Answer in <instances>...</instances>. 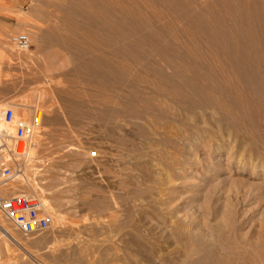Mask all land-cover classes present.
I'll return each mask as SVG.
<instances>
[{
    "label": "rangeland",
    "instance_id": "1",
    "mask_svg": "<svg viewBox=\"0 0 264 264\" xmlns=\"http://www.w3.org/2000/svg\"><path fill=\"white\" fill-rule=\"evenodd\" d=\"M192 17H264V0H0V109L38 126L27 166L35 192L18 180L7 194L36 195L61 221L25 237L0 214L17 241L6 239L0 264H148L136 234L157 261L179 264L183 237L219 229L264 250L263 159L239 157L251 149L233 139L219 152L188 136L177 147L162 129L147 145L142 123L116 119L114 94L100 88L116 82L114 67L121 77L156 52L188 50ZM20 36L26 49L12 43Z\"/></svg>",
    "mask_w": 264,
    "mask_h": 264
},
{
    "label": "bare ground",
    "instance_id": "2",
    "mask_svg": "<svg viewBox=\"0 0 264 264\" xmlns=\"http://www.w3.org/2000/svg\"><path fill=\"white\" fill-rule=\"evenodd\" d=\"M191 20L188 50L178 48L175 53L156 52L154 60L128 66V71L121 77L118 75L123 67L119 69L113 66L118 72L117 78L113 77L116 82L109 87L100 85V88L115 95L110 98L113 105L110 111L116 119L123 112L130 119L141 122L139 130L147 137L144 140L147 145L151 144L152 135H157L154 131L162 129L171 133L167 139L177 144V147L180 143H187L186 136L190 137L192 144L197 140L207 141L218 152L227 147L232 150L231 144L235 142L244 150L251 149L248 154L243 153L239 157L264 160V17H192ZM122 87L127 89L124 94L127 95L120 97ZM120 104L124 106L123 111L114 108ZM23 115L25 120L26 115ZM15 118L19 119L17 109ZM1 131L13 133V128L5 124L2 109ZM230 139H233L232 143ZM33 155L31 142L29 162H32ZM29 173L26 170L19 180L22 184H28L34 194L36 185L30 182ZM16 188L13 186L15 192ZM7 193L5 191L2 194L3 198H7ZM40 202L43 210L54 218L52 225H61L60 218L54 214L50 204L46 200ZM6 224L0 219V233L5 237L3 239L0 236V260L2 250L10 251L6 239L11 243L17 242L10 226ZM224 234L219 229L203 238L183 237L188 247L184 255L180 256L182 260L179 264H264L262 248L241 242L230 243ZM132 240L138 246L136 257L144 259L146 255L145 263L175 264L157 261L153 255L154 248L139 235L136 234ZM195 256L197 259H192ZM34 262L44 264L37 259ZM133 262L144 264L138 259Z\"/></svg>",
    "mask_w": 264,
    "mask_h": 264
},
{
    "label": "built area",
    "instance_id": "3",
    "mask_svg": "<svg viewBox=\"0 0 264 264\" xmlns=\"http://www.w3.org/2000/svg\"><path fill=\"white\" fill-rule=\"evenodd\" d=\"M12 43L19 49H26L28 39L15 37ZM4 121L13 128V133L0 132V214L25 237L45 233L50 230L52 219L36 195L2 196L5 191H13V186L26 172L28 153L38 126L33 120L16 119L12 108L4 112Z\"/></svg>",
    "mask_w": 264,
    "mask_h": 264
}]
</instances>
